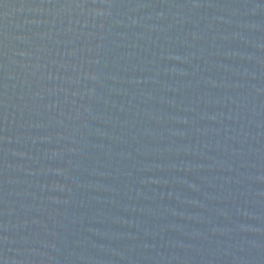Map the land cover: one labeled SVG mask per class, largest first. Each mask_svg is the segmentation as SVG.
I'll list each match as a JSON object with an SVG mask.
<instances>
[{
	"label": "water",
	"instance_id": "1",
	"mask_svg": "<svg viewBox=\"0 0 264 264\" xmlns=\"http://www.w3.org/2000/svg\"><path fill=\"white\" fill-rule=\"evenodd\" d=\"M0 264H264V0H0Z\"/></svg>",
	"mask_w": 264,
	"mask_h": 264
}]
</instances>
